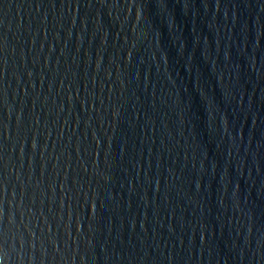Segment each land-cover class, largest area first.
I'll use <instances>...</instances> for the list:
<instances>
[{
  "label": "water",
  "instance_id": "1",
  "mask_svg": "<svg viewBox=\"0 0 264 264\" xmlns=\"http://www.w3.org/2000/svg\"><path fill=\"white\" fill-rule=\"evenodd\" d=\"M0 264H264V0H0Z\"/></svg>",
  "mask_w": 264,
  "mask_h": 264
}]
</instances>
